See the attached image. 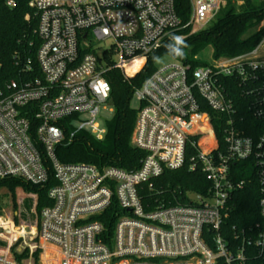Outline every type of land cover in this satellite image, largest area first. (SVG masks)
<instances>
[{"label": "built area", "instance_id": "built-area-1", "mask_svg": "<svg viewBox=\"0 0 264 264\" xmlns=\"http://www.w3.org/2000/svg\"><path fill=\"white\" fill-rule=\"evenodd\" d=\"M4 4L13 8L16 0ZM224 5L225 0H189L183 21L174 0L30 2L38 18L39 75L11 79L0 92V180L43 185L52 171L51 205L37 219L45 264H245L252 250L264 258V132L256 139L244 134L236 102L239 94L251 116L264 119V36L250 51L195 68L173 59L134 89L131 143L144 152L138 168L65 164L55 156L67 131L68 142L80 130L103 138L104 119L113 113L106 71L115 67L134 76L164 39H185ZM260 23L264 28V19ZM100 44L104 47H95ZM137 60L141 67L128 73ZM30 62L23 73L32 72ZM208 110L224 116L223 147ZM243 160H251L256 170L260 220L231 227L227 238L232 195L245 184L236 180L232 165ZM186 164L205 176V191H187L173 196L174 204L162 200L147 208L151 203L141 194L153 188L152 180ZM113 201L121 213L107 243L95 217ZM3 247L0 264H18L11 247Z\"/></svg>", "mask_w": 264, "mask_h": 264}, {"label": "trees", "instance_id": "trees-1", "mask_svg": "<svg viewBox=\"0 0 264 264\" xmlns=\"http://www.w3.org/2000/svg\"><path fill=\"white\" fill-rule=\"evenodd\" d=\"M31 0H16L13 8H8L4 0H0V92L5 91L6 84L11 79H18L19 76H37L39 69L35 63V54L40 45L36 34L38 18L35 9L29 5ZM175 11L183 21L187 19L189 11V0H174ZM264 19V0H225V5L219 10L216 17L204 28L188 35L184 40L187 47L182 46L183 57H177L169 51L168 45L174 43L171 38H166L161 45L147 56L146 63L141 71L132 77H125L115 67L106 71L105 79L110 85L109 102L113 107V113L104 119L106 128L102 139H96L86 130L78 131L68 142V131L66 138L56 146L55 156L61 163H82L96 167H119L125 170H134L139 167L144 152L135 148L131 143V136L136 121L137 110L133 107V92L142 82L155 70L156 60L168 55L172 59L183 64H189L195 68L205 62L196 59L195 56L210 47L212 58L232 57L250 51L255 48L264 36V28L253 29ZM27 60L33 70L25 74L22 68ZM113 60H109V63ZM142 61L133 62L127 67L128 73H134L139 69ZM238 115L243 118L239 124L244 134L256 139L264 132V119L252 117L245 108V100L238 94L236 98ZM211 122L219 142L223 147V136L221 122L223 115L209 111ZM220 117H222L220 119ZM33 127H31V131ZM33 135V134H32ZM191 152H188V156ZM236 180H244L245 184L241 189L232 195V209L225 221L227 238L233 235L231 227L237 229L253 225L260 220L258 210L259 186L256 177V170L251 160H243L232 165ZM55 184L53 173L48 169V179L43 185H36L25 182L19 178H5L0 180V189H6L13 197L15 191L20 188L26 194L37 196L36 212L39 216L41 209L51 205L47 192ZM153 188L144 191L141 195L145 203L164 201L166 205L174 204L173 196L179 198L187 191L202 193L209 182L199 171H189L187 164L178 170H166L157 179L152 180ZM155 189L162 190V194L156 196ZM19 203V224L17 228L11 223L0 222V227L9 226L5 235L12 241L16 237H24L27 234H34V205L31 196L20 195ZM121 210L113 201L111 205L95 219L101 221L104 226V242L109 243L113 235V227ZM2 215V214H0ZM29 220L33 223H28ZM0 232V237L4 238ZM41 250L36 249L31 257L33 264H38ZM11 253L18 264L29 258V249L24 248L18 251L16 246L11 247ZM245 264H264V258L256 256L255 251L247 254Z\"/></svg>", "mask_w": 264, "mask_h": 264}, {"label": "rangeland", "instance_id": "rangeland-1", "mask_svg": "<svg viewBox=\"0 0 264 264\" xmlns=\"http://www.w3.org/2000/svg\"><path fill=\"white\" fill-rule=\"evenodd\" d=\"M32 1V0H31ZM30 1V2H31ZM29 2V5H30ZM263 26L261 23L258 24V26H256L253 31H256L257 29H262ZM263 39V37H262ZM261 39V40H262ZM261 42V41H260ZM259 42V43H260ZM259 45V44H258ZM257 45V46H258ZM256 46V47H257ZM95 47H99V48H103L104 45L100 44V45H95ZM261 54L264 55V45L261 48ZM196 59H199L203 62H207L210 61L212 59V51L211 48L208 47L205 50H203L202 52H200L199 54H197L195 56ZM173 61V59L168 56V55H163L161 57H159L154 66L156 67H161L165 64L171 63ZM133 107L136 106L135 101L132 102ZM20 195H26V196H31L32 197V201H33V205H34V214H35V219H34V223L33 221L29 220V224L33 223L34 224V234H27L24 237H16L14 239V241L18 240L17 242L12 241L11 239L7 238V236H5L8 233V229L4 228L1 229L0 232L4 233V240L7 242H2V244H0V247H3V245L5 246V248H10L13 245L16 246V249L18 251H22L24 248H28L29 249V258L27 260H24L23 263L24 264H33V258L31 257V254L36 250V249H40V255H39V260H38V264H45L44 259L45 257L42 256V249L40 248V241H39V237L37 236V219H38V214L36 212V205L35 203L37 202V196H34L32 194H26L25 192H23L20 188H17L15 191V196L13 197L6 189H0V215L1 217H8L14 224V226L19 227V203H18V197ZM2 221V220H1ZM4 248V247H3ZM10 250V249H9ZM10 254L12 255L11 251H9ZM13 257V255H12ZM14 258V257H13Z\"/></svg>", "mask_w": 264, "mask_h": 264}, {"label": "clouds", "instance_id": "clouds-1", "mask_svg": "<svg viewBox=\"0 0 264 264\" xmlns=\"http://www.w3.org/2000/svg\"><path fill=\"white\" fill-rule=\"evenodd\" d=\"M171 39L174 43H170L168 45L169 51L177 57H183L184 52L182 51V46L187 47L183 38L177 35H173Z\"/></svg>", "mask_w": 264, "mask_h": 264}, {"label": "bare ground", "instance_id": "bare-ground-1", "mask_svg": "<svg viewBox=\"0 0 264 264\" xmlns=\"http://www.w3.org/2000/svg\"><path fill=\"white\" fill-rule=\"evenodd\" d=\"M138 61V60H137ZM1 220H3L4 222L3 223H6V222H8V223H11L12 224V221L7 217H1L0 216V222H1ZM12 226L13 227H15L16 228V226H14L13 224H12ZM3 228H8L9 230L11 229L9 226H6V227H0V231H1V229H3ZM18 228V227H17Z\"/></svg>", "mask_w": 264, "mask_h": 264}]
</instances>
